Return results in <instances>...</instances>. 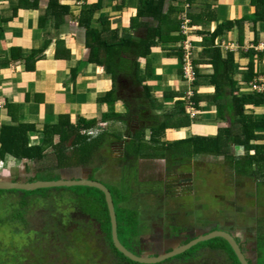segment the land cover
Wrapping results in <instances>:
<instances>
[{
	"label": "trees",
	"instance_id": "obj_1",
	"mask_svg": "<svg viewBox=\"0 0 264 264\" xmlns=\"http://www.w3.org/2000/svg\"><path fill=\"white\" fill-rule=\"evenodd\" d=\"M165 1L138 0V12L131 19V27L141 16L145 15H152L157 19L158 24L148 29L146 38L137 40L131 34L121 33L119 27H112L108 17L97 18L96 13L100 10L98 2L84 3L77 16V21L85 29V46L89 50L86 61L104 65L105 72L110 73L114 80L119 76L128 77L131 74L142 83L150 69L147 67L145 74L141 75L138 56L148 58L152 47L165 46L166 34L170 35V40L177 41L184 38L181 33L172 35L173 32L179 30L182 22L178 16L182 7L170 3L167 11L164 12ZM253 1L257 11L249 21L245 19L227 20L212 31L202 32L207 46L199 55L202 60L193 58L195 80L190 85L183 77L189 85L188 92L183 96L179 95V100L174 103L173 110L165 112L164 118L155 126L134 130V135L130 134L131 138L125 141L122 150L125 161L123 169L126 167L135 169L136 184L151 183L155 187H161L159 183L138 181L137 161L139 158L165 159L167 177L169 176L171 180L177 169L173 168L174 159L212 156L224 157L225 162L223 163L243 177V181L248 179L257 188H264V113L259 111L264 110V93L255 92L250 88L251 83L264 73L257 70V64L254 61L247 68L241 69L242 66L237 62L235 52L228 51L224 54L221 45L217 44L221 36L235 28L241 31L240 36L243 37L247 22L255 25L264 22V0ZM48 11V15L55 17L56 25L63 17L72 13L70 3H62L61 0H49ZM173 14L175 17L172 16ZM190 16L192 23L205 22V20L195 19L191 13ZM135 41L138 43L136 44ZM129 46L131 48H128ZM129 49L133 50L130 54H133L134 58L130 64L125 65L127 61L124 56ZM173 49L179 54L183 63V47L180 45ZM252 50L257 54L259 52L256 49ZM259 55L264 59V52ZM198 64H207L213 68V74L209 75V84L215 87V93L210 97L200 94L201 79L205 76L202 75ZM144 88L146 95L137 107H133L126 101L125 106L128 111L126 114L115 112L114 104L117 101L115 90L100 96L98 100L107 102L109 109L103 114L101 122L129 123L128 130L132 129L131 119L148 115L146 114L147 107L152 106L153 109L158 107L156 99L151 95V89L147 86ZM189 92L192 93L191 96ZM173 96L176 95L168 91V96L165 98L172 100ZM205 99L215 104L218 109L219 128L216 135H193L187 139L172 142L162 141L167 129L178 130L190 127L197 122L199 115L205 110L202 106ZM189 102L195 104L196 118H192L188 111ZM12 108L13 105L9 104L11 113H13ZM98 123V120H88L82 116L73 120L68 113H64L60 114L54 123H46L40 132L34 123L20 121L13 114V122L3 123L0 127V164L14 161L23 166L25 173H31L30 165L33 164L35 180L41 181L59 179L63 169L87 167L92 169L91 179L106 185L105 181L95 176L100 170L95 160L103 150L102 148H105L104 145L114 142L110 147L107 146L109 149L116 145V141L123 142V138L105 130H101L100 134L94 138L88 134V131L96 129ZM148 130H151V134L147 139ZM37 131L40 132L39 139L34 141L31 135ZM238 147L243 151L240 156L236 155ZM224 164L221 165L225 166ZM30 178L32 177L28 176V179ZM109 190L114 200L119 239L128 250L137 253L136 249L139 246L143 228L138 226L134 229L131 224V215H125L129 211L125 210L127 208L124 205L120 207L119 201L123 202L122 204L127 203L128 198L126 195L123 196L124 192L117 189L123 194L117 196L110 188ZM159 190L163 191V187ZM159 190L156 189L155 195L160 192ZM60 191L64 193L61 195ZM66 191H71L68 196H66ZM18 193H26L27 197H22L15 206L16 208H13L7 223L0 220V226H4L0 229V235L6 229L3 223L11 225L10 229L13 234L17 232V235L13 236L17 238L13 244H6V238L5 240H3L4 237L0 238V264H137L127 259L114 247L109 210L105 194L101 190L87 186H73L34 192L0 191V200L4 195L13 196ZM65 197L78 201L73 205L68 202L62 210L63 213L60 214L54 213L53 209L47 210L51 209L48 204H51L53 200L59 202ZM96 209L97 213H94ZM33 214L36 215L34 218L41 220L40 230L32 228L31 222L27 220L28 215ZM87 217L88 221H86ZM175 219V217L169 218V227L174 228ZM259 245L263 255V260L259 264H264V236L259 239ZM82 247L89 253L86 254L87 250H83ZM203 250H206L208 257H210L209 254L212 255L213 261L208 260L212 264H222L220 263L221 258H216V256H225V264H241L230 244L223 238H214L199 243L188 252L159 264H190L194 259L198 261ZM198 264L202 262L198 261Z\"/></svg>",
	"mask_w": 264,
	"mask_h": 264
},
{
	"label": "crops",
	"instance_id": "obj_2",
	"mask_svg": "<svg viewBox=\"0 0 264 264\" xmlns=\"http://www.w3.org/2000/svg\"><path fill=\"white\" fill-rule=\"evenodd\" d=\"M61 1L70 3L72 13L63 17L56 25L55 17L48 15L49 0H0V127L3 123L13 122L15 114L20 121L34 123L41 132L46 123H54L60 114L68 113L73 120L79 116L98 120L97 130L117 134L127 141L131 138L129 136L134 135V130L155 126L164 118L165 112L173 110L179 95L183 96L189 90V85L183 80L182 60L173 49L181 45L182 39L170 40V35L166 34L165 46L152 47L148 58L138 56L141 75L145 74L147 67L150 69L142 83L131 74L114 80L110 73L105 72L104 65L86 61L89 50L85 46V29L77 21L82 5L98 2L100 10L96 17L105 15L111 20L112 27H119L121 33L131 34L136 40L146 38L148 29L158 24L157 19L152 15L141 16L131 27V19L138 12V0ZM170 3L182 7L178 15L182 21L184 14L189 19V37L195 47V60H202L199 55L207 46L203 31H212L227 20L249 21L257 11L253 0H166L164 12ZM190 13L195 19L205 22L192 23ZM172 16L175 17V14ZM42 17L44 18L40 24ZM247 23L243 31L244 38L240 36L241 31L235 28L221 36L217 44L221 45L224 54L228 51L235 52L241 69L247 68L254 61L257 70L261 72L264 59L259 54L264 50L256 49L259 51L257 54L252 49L264 44V22L257 25ZM97 25L100 26V23L97 22ZM180 33L181 24L179 30L172 35ZM223 42L229 45L227 49H224ZM132 48L136 51L134 46ZM133 50L129 49L125 54L128 62L125 65L133 60L134 56L130 54ZM198 65L205 76L201 79L200 94L210 97L215 93V87L209 84V75L213 74V68L207 64ZM145 86L151 89V95L156 99L158 107L153 109L152 106H146L148 115L131 119L132 129L128 130L129 123L101 122L103 114L109 109L107 102L98 100L100 96L115 90V112L126 114L128 111L122 100L126 99L125 103L127 101L137 107L146 95ZM168 91L176 95L172 100L165 98ZM125 92L126 95H123ZM9 104L13 105V113L9 110ZM202 106L205 110L201 112L197 122L178 130L167 129L162 141L187 139L190 135H216L219 128L218 109L208 99L203 100ZM39 131L32 133L34 141L39 139ZM150 134L151 130H148L147 139ZM96 136L97 134L93 137ZM156 162H163L162 166L166 170V161L163 158H139L138 176L142 166L154 165ZM90 171L92 175V169ZM153 177L150 176L146 181L160 184L154 182L156 180ZM160 192L163 193L164 188ZM149 206V203L138 206L139 223L142 228L146 224L141 233L142 237L159 223V218H156ZM148 207L149 210L146 209ZM168 207L169 210H175L174 204L166 205L165 209ZM254 209L257 210V215L261 214L263 222V208L257 206ZM162 221L166 222V217H162ZM161 228H166L165 224Z\"/></svg>",
	"mask_w": 264,
	"mask_h": 264
},
{
	"label": "rangeland",
	"instance_id": "obj_3",
	"mask_svg": "<svg viewBox=\"0 0 264 264\" xmlns=\"http://www.w3.org/2000/svg\"><path fill=\"white\" fill-rule=\"evenodd\" d=\"M100 16L106 17L105 15ZM223 43H225L224 49H227V46L229 47V45H227L226 42ZM261 72L264 73V68H261ZM123 95H126V92ZM125 100H122L124 104ZM259 111H261V113H264V110ZM191 136L192 135H190L189 137ZM113 144L114 142L110 145H104L105 148H102L103 150L101 151L97 160H95L96 165L100 167V170L95 174V176L96 178L105 181L108 189L110 188L112 191H114L117 196L123 195L117 189L124 192L123 196L126 195V197L128 198L127 203L122 204L123 202L119 201L120 207L124 205L127 208L125 210H128L129 212L125 215H131V224L133 225V228L136 229L138 226L141 227V224L137 223L139 219L138 206H146V204L149 203L155 196H152L151 194H155L156 189H161L162 186L160 184L161 187L158 188L151 183L146 185H143V183L136 184L135 182L137 175L134 172L135 169L132 167H130V169L127 167L123 169L125 161L123 158L124 156L122 150L125 143L116 141L115 146L107 149V146L110 147ZM242 153L243 151L238 147L236 155L240 156ZM223 162H225L224 157L212 156H201L199 158L185 157L184 159L173 160V168L177 169L176 171H174V178L170 180V177L168 176L167 179L169 181L178 183V180L181 178H193L192 182H194V184H189L190 187H182L180 188V190L176 189L174 185L171 186H174L177 193H180L181 191L182 193H184V190L186 191V189L188 190V188V191H190L193 188L192 185L194 186L195 190L192 194H183L182 197H178L177 205L176 203L174 204L176 205L175 212H173L171 208L170 210H167L168 219L175 217L178 223L185 224L189 223V221H192L195 217L197 223H201L202 226H209V230L213 231L217 229L219 221L222 223L223 221H225L223 220V218H226V220H230L233 216H235L236 220L237 218H240L239 215H241V210L244 211L243 215H245L250 214L255 207L261 206L264 212V188H257L254 183L248 179H246V181H243V177L234 172L232 168L225 165ZM162 163L163 162H156L154 165L149 164L142 166L140 170L141 174H139L140 179L138 181H146L148 178H150V176H154L153 178L158 179L159 181L164 180L166 170L165 166H162ZM221 164H224L225 166ZM161 166L162 168L160 169ZM34 171L35 166L33 164L30 165L31 173H25L23 166L18 163L16 164L14 161H9V163H7L5 166H1L0 164V179L2 178L17 180L20 177H32L33 175H35ZM60 192L61 195L64 193L63 191ZM69 192L71 191H66V196L70 194ZM186 193L188 192L186 191ZM26 195V193H18L13 196L4 195L0 200V220L2 219L3 221H5V223H7L8 217L13 212V208L15 209V206L18 204L20 199L22 197H27ZM69 197L61 198L59 202L53 200L51 204H48L49 208L51 209L47 210L53 209L54 213L56 214L63 213L62 210H64V208L68 205V202L73 205L78 201L73 198L69 199ZM183 202H186V204L188 205H186V207L184 208L179 207V204L181 203V206ZM237 207H240L241 210L239 211ZM146 209L149 210V207ZM96 211L97 209L93 212L97 213ZM255 211L257 210L255 209ZM93 212L92 214H94ZM222 213H228L230 214V216H225ZM35 216L36 215L34 214L28 215L27 220L31 222L32 228L40 230V226L42 224L41 220L38 218H34ZM240 220L241 219H239V223H244ZM5 223L3 224L5 225L6 229L5 231L1 232L2 234L0 235V238L4 237L3 240H5L6 238V244H13L15 239H17L15 237L13 238V236L14 234L17 235V232H14L13 234L12 230L10 229L11 225L9 223V225ZM142 226L144 228L146 224H143ZM3 227L4 226L1 225L0 229H3ZM170 228L172 227H169L168 224L167 229ZM82 249L87 250L84 249V247H82ZM87 253H89L88 250L86 254ZM209 255L211 257V261H213L212 255ZM213 255L214 257L216 256L215 253ZM224 257L225 256H216V258H221L220 263L222 264H225Z\"/></svg>",
	"mask_w": 264,
	"mask_h": 264
},
{
	"label": "flooded vegetation",
	"instance_id": "obj_4",
	"mask_svg": "<svg viewBox=\"0 0 264 264\" xmlns=\"http://www.w3.org/2000/svg\"><path fill=\"white\" fill-rule=\"evenodd\" d=\"M164 176H165L164 180L159 181L158 179H155L157 182H160L161 186L164 188V192L156 193V195L154 194L155 197L150 201L151 203L149 202V205L151 206L149 207L152 208L154 214L156 215V218H159V223H157V225L149 233H145L144 234L145 237L142 236L140 237L139 246L136 249L137 253L135 254L156 255L155 253L157 252L160 253L165 249L171 250L173 247L178 246L179 244L186 243L187 237L189 238L188 241H191L193 237L201 233L210 231L208 228L209 226H202L201 223H197L195 217L192 221H189V223H185V224L178 223L177 219H175V222H173L175 229L173 227L167 229V226L169 224L168 221L169 219L167 217L168 216L167 210L169 209V207L168 209H165L166 205L175 204V203L177 205L178 197H182L183 194L184 195L192 194L195 189L194 186L192 185L193 188L190 191H188L189 188L188 190L186 189L188 193H186L185 190L184 193H182V191L180 193H177L174 186L178 190H180V188L182 187H188L189 184H194V182H192L193 178H186V179L181 178L178 180V183H175L167 179L168 178L167 170ZM20 178L28 179V176L20 177ZM138 178L140 179L139 176ZM180 204L179 207H183V208L186 207V205H188L186 204V202H183L181 206ZM237 208L239 209V211L241 210L240 207ZM175 210L173 212H175ZM243 213L244 211L242 210L240 212L242 216L237 213L240 216V218H237V220L235 216H233L230 220H226V218H223V220L225 221H223V223L219 221L217 229L221 228L231 233L234 236V238L237 240V242L240 244L243 252L247 255V257H249L252 261L255 258H257V264H259L260 261L263 260V255L262 252L260 251L261 249L259 245V239L261 238V236H264V223H263L264 221L261 222L262 216L261 214L257 215L258 213L257 211H255V209H253V211L250 214L243 215ZM222 214L225 216H230V214L228 213H222ZM162 217H166L167 221L166 222L162 221ZM238 219H242L244 223L242 224L239 223ZM86 221H88V217ZM164 224L166 228L163 229L161 228V225ZM206 254H207L206 250H203L202 253H200V256L198 257V261L202 262V264H212L211 258L208 257V254L207 255ZM208 260L211 262H209ZM198 261L197 259H194L193 261H191L190 264H198Z\"/></svg>",
	"mask_w": 264,
	"mask_h": 264
},
{
	"label": "water",
	"instance_id": "obj_5",
	"mask_svg": "<svg viewBox=\"0 0 264 264\" xmlns=\"http://www.w3.org/2000/svg\"><path fill=\"white\" fill-rule=\"evenodd\" d=\"M90 169L87 168H72V169H63L61 170V177L57 180H35L36 175H33L32 178H20L19 180L13 179H0V191H24V192H34L42 189H55V187H72V186H87L93 187L101 190L105 194V199L107 207L109 210L111 227H112V239L114 247L118 250L119 253L124 255L127 259L134 263L141 264H159L166 260L177 257L181 254H184L191 250L197 244L212 240L214 238H223L225 239L230 246L232 247L234 253L236 254L239 262L241 264H257V258L253 261L247 257L243 252L240 244L234 238V236L225 231L224 229H217L213 231H207L201 233L188 241L186 243L179 244L178 246L173 247L171 250H163L160 253L152 254H135L132 251L128 250L120 241L118 236V222L117 215L115 212V205L111 191L108 187L100 181L93 180L90 177ZM33 179L35 181L31 182Z\"/></svg>",
	"mask_w": 264,
	"mask_h": 264
},
{
	"label": "built area",
	"instance_id": "obj_6",
	"mask_svg": "<svg viewBox=\"0 0 264 264\" xmlns=\"http://www.w3.org/2000/svg\"><path fill=\"white\" fill-rule=\"evenodd\" d=\"M183 21L181 23V33L184 34V38L181 41V46L184 49V58L182 63L183 68V77L187 80V82L191 85L193 81L195 80V71H194V65H193V58H194V44L191 41L189 37L190 28H189V19L184 14L182 15ZM257 50H264V44L260 45L258 47H254ZM250 88H252L253 91L258 93H264V75L259 76L251 83ZM189 95L191 96L192 93L189 92ZM188 111L191 113L192 118L197 117V110L195 107V104L193 102L188 103ZM92 134V132H90Z\"/></svg>",
	"mask_w": 264,
	"mask_h": 264
},
{
	"label": "clouds",
	"instance_id": "obj_7",
	"mask_svg": "<svg viewBox=\"0 0 264 264\" xmlns=\"http://www.w3.org/2000/svg\"><path fill=\"white\" fill-rule=\"evenodd\" d=\"M90 132H92V134L90 133ZM99 132H101V129H91V131L89 130L88 131V134H90V135H92V136H94V135H98L99 134ZM6 164H4V163H1V166H5Z\"/></svg>",
	"mask_w": 264,
	"mask_h": 264
}]
</instances>
